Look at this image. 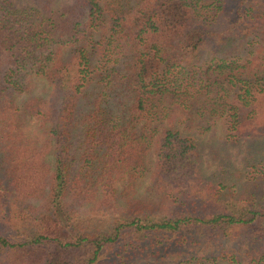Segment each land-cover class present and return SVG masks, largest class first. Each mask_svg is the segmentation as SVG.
I'll use <instances>...</instances> for the list:
<instances>
[{
    "label": "trees",
    "instance_id": "16d2710c",
    "mask_svg": "<svg viewBox=\"0 0 264 264\" xmlns=\"http://www.w3.org/2000/svg\"><path fill=\"white\" fill-rule=\"evenodd\" d=\"M30 1L0 0V264H264V154L223 192L175 127L264 147V0ZM151 151L170 214L133 200Z\"/></svg>",
    "mask_w": 264,
    "mask_h": 264
},
{
    "label": "rangeland",
    "instance_id": "374dc122",
    "mask_svg": "<svg viewBox=\"0 0 264 264\" xmlns=\"http://www.w3.org/2000/svg\"><path fill=\"white\" fill-rule=\"evenodd\" d=\"M17 6L29 7L38 4L30 0H13ZM238 43V42H237ZM241 44V43H240ZM207 47L203 50V58H206ZM32 94H40L43 87L47 86L46 81H35ZM89 90H91L89 88ZM88 90V91H89ZM90 97L84 95L79 100L80 112L86 110L89 106ZM178 121L175 127L182 131L183 135L192 136L196 143L200 155L199 172L202 178L212 182V186L219 188L223 192H233L243 189L248 183L251 172L255 169H263L262 164H257L258 160L263 157L264 147L262 146V137H240L237 139H227L224 133V123L221 118L212 117L208 121L197 118L194 122L177 116ZM188 123L192 128L188 129ZM33 124V122H31ZM188 125V126H187ZM167 125H160L165 128ZM81 139V128L75 126L71 140V152H77L79 141ZM76 156V155H75ZM148 165L145 176L140 178L135 186L133 200L140 207L146 208L149 212L170 214L174 210L183 208L182 201L176 194L157 187L153 182V171L155 170V154L153 151L147 156ZM261 194H264V186L258 187ZM70 204L79 209L81 212L91 211L96 208L94 204L85 203L80 200L71 199ZM263 240H258L253 246L260 250L264 248ZM252 245V244H250ZM259 245V246H258ZM261 247V248H260ZM260 248V249H259ZM263 250V249H262ZM102 264V263H99ZM187 264H198V262H189ZM218 264H230L220 261Z\"/></svg>",
    "mask_w": 264,
    "mask_h": 264
}]
</instances>
